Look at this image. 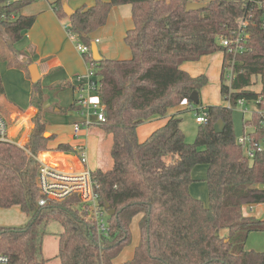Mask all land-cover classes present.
Masks as SVG:
<instances>
[{
    "label": "trees",
    "instance_id": "1",
    "mask_svg": "<svg viewBox=\"0 0 264 264\" xmlns=\"http://www.w3.org/2000/svg\"><path fill=\"white\" fill-rule=\"evenodd\" d=\"M32 1L0 0L1 59L9 52L20 53L14 44L35 21L34 15H24L21 9ZM189 1L204 5L187 11ZM62 2L56 0L54 8L60 17L68 18V30L87 46L83 56L99 83L105 118L96 123L112 135L111 167H98L92 174L99 204H108L114 213L107 215L109 228L104 235L98 234L94 218L75 195L38 204L36 156L49 149L54 134L44 135L45 93L35 82L30 103L38 112L25 147L0 141V208L17 205L29 217L22 226H0V252L8 256V264H48L43 238L53 221L62 228L57 249L60 264H113L131 243L135 216H139L138 243L132 258L123 264H264V251L244 247L251 231L264 229V220L243 212L244 206L264 203V157L252 161L245 157L232 124L238 99H259L257 107L264 109L263 9L253 0H94L67 16ZM123 4L131 6L133 26L124 36L131 57L95 60L90 33L106 23L113 6ZM239 34L242 49L238 52L219 42ZM215 51L223 52L220 93L227 105L205 107L206 122L198 124L192 142L180 127L181 110L139 140L137 127L150 117L163 116L184 100L200 104L206 75L192 76L180 65ZM227 67L232 68L230 80L225 78ZM255 84L260 88L255 89ZM68 85L60 82L57 87ZM193 91L198 93V103L189 99ZM59 109L75 108L73 104ZM253 117L256 122L257 115ZM218 120L224 123L220 133L214 131ZM55 149L77 151L66 142ZM198 164L207 166L208 204L189 191L194 181L191 171Z\"/></svg>",
    "mask_w": 264,
    "mask_h": 264
},
{
    "label": "crops",
    "instance_id": "2",
    "mask_svg": "<svg viewBox=\"0 0 264 264\" xmlns=\"http://www.w3.org/2000/svg\"><path fill=\"white\" fill-rule=\"evenodd\" d=\"M62 1V5L64 3L69 5L71 12L83 5L89 6L94 2V0ZM55 2L56 0H34L21 9V13L24 15H34L35 21L29 29L23 32V37L14 44V48L20 53L15 54L9 52L6 58H0V84L2 88L0 91V109L10 120H17L22 116L29 118L31 114H36L38 109L31 105L30 96L33 84L39 81L45 93L42 108L45 110L44 116L48 122L46 131L54 134V138L48 143L49 149L42 151L40 157L49 163L57 164L65 168L78 167L79 164L75 153L55 149L58 143L66 142L70 143L76 149L81 147L85 150L86 146L89 147V159L93 162L92 166H94L92 170L98 167L108 169L111 167L110 156L109 161L106 157V154L109 155L108 141L103 135V138L100 135L97 145L95 140V137L99 136V132L103 130L94 121L95 116L92 111H87L86 107L76 101L79 93H81L76 88V85H78L76 77L86 74L88 64L83 55L77 50L75 42L69 38L68 32L65 29L68 18L58 15L54 8L56 6ZM132 26L131 6L129 4L116 5L109 11L106 23L91 32L90 37L96 42L101 56L114 58L113 56L115 55L113 54H123V47L121 45L114 49L116 46L114 39H124L126 31ZM100 36H103L106 40L102 42ZM128 49L129 52H125L122 55L123 57L120 58L128 59L131 57L130 48L128 47ZM18 62L24 63L25 66H20ZM32 63L36 64L39 73V77L35 82L32 81L28 68ZM222 63L223 52L215 51L202 55L194 61H184L180 67L192 76L205 74L207 77V83L205 85H210V81L211 85L217 89L219 87L220 91ZM60 82H65L69 85L65 88H59L57 84ZM205 85L201 88L202 92L206 91ZM87 93V91L84 92V95H87ZM89 95L91 96L90 93ZM73 104L75 108L73 111L62 112L59 109L69 108ZM185 105H188V102L182 101L178 106L170 108L162 117L155 115L145 120L144 122H153H149V126L141 129L140 136L142 132L148 134L145 137L139 136V140H144L154 129L162 126L170 115L182 110ZM60 116H68L71 119L68 123L67 132L56 130L55 127H52L53 124L57 123L56 119ZM85 120L90 121V124L84 125L83 122ZM75 124H79V130L77 132L74 131ZM145 125H148V123ZM90 140H93V143ZM95 145L98 149L97 163L94 159ZM90 148L93 149V152H91ZM206 171L207 166L205 164L196 165L191 171L194 181L190 184L189 191L196 198L200 195L195 192V181L198 176L204 179L206 177ZM257 205H252V207ZM252 207L244 206V214L254 216L252 213L247 212V209H251ZM28 218L27 214L17 205L0 208V226H22L27 223ZM137 219H139V216ZM138 239L130 248L127 247L129 245L125 246L113 260V264H123V262L131 259ZM239 240L242 241L244 238L241 237ZM46 257L49 258L48 256Z\"/></svg>",
    "mask_w": 264,
    "mask_h": 264
},
{
    "label": "built area",
    "instance_id": "3",
    "mask_svg": "<svg viewBox=\"0 0 264 264\" xmlns=\"http://www.w3.org/2000/svg\"><path fill=\"white\" fill-rule=\"evenodd\" d=\"M261 9V24L264 28V0H253ZM244 21L242 24L246 23ZM65 29L68 32L69 38L75 42L77 50L83 55L88 50L82 42L78 40L75 33L68 30V25L65 24ZM241 34L233 39L221 38L220 44L228 46L229 50L233 53L242 49L240 44ZM84 57V56H83ZM88 64V63H87ZM232 68L227 67L225 70V78L230 80L232 78ZM76 88L81 92L79 93L78 101L80 105L86 107L87 111L91 110L95 116L94 121H104V105L98 95L99 83L94 73L93 66L88 64V70L84 76L76 77ZM88 92L84 95V92ZM83 92V93H82ZM89 93H93L90 96ZM187 101V100H184ZM259 99L247 101L245 99H238L236 106H240L242 113H250V116L245 119L247 122L243 125L248 126V131L243 132L239 137H236L237 143L241 146L245 157L252 161L257 156L264 157V109L257 107ZM188 102V101H187ZM252 102L254 107L249 112L248 103ZM257 115V120L254 122L253 115ZM21 120H20V119ZM17 120H10L5 113L0 109V141H8L17 144L18 146L25 147L30 131L32 130L31 117H19ZM20 120V121H19ZM196 122L205 123L206 113L197 115ZM84 125H89L90 121L85 120ZM79 130V124L74 125V131ZM78 160V167H62L57 164L49 163L40 157V152L36 156L40 162V167L37 173V186L39 188L40 197L38 204L44 205L48 201H62L68 197L76 196L83 207L87 208L89 216L94 218L96 230L98 234L106 235L108 233L107 210L98 202L97 182L92 174V170L88 168L86 163V153L83 148H78L76 152ZM264 190V185L261 186ZM252 207V205H250ZM9 258L4 253L0 252V264H8Z\"/></svg>",
    "mask_w": 264,
    "mask_h": 264
},
{
    "label": "rangeland",
    "instance_id": "4",
    "mask_svg": "<svg viewBox=\"0 0 264 264\" xmlns=\"http://www.w3.org/2000/svg\"><path fill=\"white\" fill-rule=\"evenodd\" d=\"M33 2V1H32ZM100 39L102 42H104L106 40V38H104L103 36H100ZM118 41V43H117ZM120 41V44H119ZM114 44H116V46L114 47V49L121 45L123 47V54L125 52H129L128 47L124 41V39H114ZM120 46V47H121ZM113 49V50H114ZM122 53H116L113 54L115 56H113L114 58L116 57V59H122L120 57H123ZM210 85H205L206 86V91L202 92L201 89L199 91V98H200V104H189L185 105V107L178 113L181 117V123H180V127L182 129V131L185 134V139L189 142L194 141L195 139V135L197 132V128H198V123L195 120V117L199 114V115H203L205 114V107L209 106V105H227V100L224 99L222 97V95L220 94L219 91V87L218 89L211 85V82L209 81ZM255 89H259L260 85L259 84H255L254 85ZM91 96H93V93H90ZM248 110L249 112L252 110V108L254 107V104L252 102H249L248 105ZM196 108L198 110H196ZM92 114V113H91ZM30 115V114H28ZM33 115H35L33 113ZM33 115L31 114V118L33 117ZM86 115V114H85ZM250 116V113L246 112V113H242L240 106H234L232 109V124H233V130L234 133L236 135V137H239L243 134V132H247L248 131V126H244L243 125V121L245 119H247ZM162 117V116H161ZM57 123L53 124L52 127H55L56 130H61V131H65L67 132L68 130V123L70 122V118L68 116H60L57 119ZM149 122H153V121H146V122H142L137 129V134L138 137L140 136V132L141 129L145 126H149ZM148 125H145L147 124ZM45 133H48V136L51 134L49 131H46ZM44 133V134H45ZM148 134V133H147ZM147 134L145 133H141L140 137H145ZM105 137L106 140L108 141V148H110V145L112 144V138H111V134L105 132L104 130L99 132V136L95 137L96 140V145H97V141H99V137ZM102 137V138H103ZM91 143H93V140H90ZM95 145V154H94V159L97 163L98 161V149L96 148ZM107 147V144H106ZM88 148L86 146L85 148V153H86V163L88 168H90L92 170V168H94V166H92V163L89 159V151ZM91 152H93V149H91ZM42 152V151H41ZM40 152V153H41ZM109 156L108 154H106V157L109 161ZM111 160V158H110ZM111 165H112V161H111ZM199 165V164H198ZM206 176V174H205ZM195 192L200 195L197 196L198 199H201L204 204H208V189H207V185L205 182V178L202 179L201 176H198L196 181H195ZM248 213H252V215L256 216L258 219L264 220V203L258 204L257 206L252 207L251 209H247ZM137 217L135 216L131 222L130 225V229H131V243L129 244V246H127L128 248L131 247V245L138 239L139 236V229L137 227ZM62 228L61 225L57 222H50L46 228V234L44 235L43 238V253L44 255L48 256L50 258V262L48 264H59L58 259L56 257L57 254V247H58V234L61 232ZM221 233H226V230L223 229L221 230ZM245 249L250 250L253 249L255 251H264V229L263 230H256V231H251L246 238V242H245Z\"/></svg>",
    "mask_w": 264,
    "mask_h": 264
},
{
    "label": "water",
    "instance_id": "5",
    "mask_svg": "<svg viewBox=\"0 0 264 264\" xmlns=\"http://www.w3.org/2000/svg\"><path fill=\"white\" fill-rule=\"evenodd\" d=\"M203 3L201 2H194V1H189L186 3V10H192V9H198V8H201L203 7ZM63 10L65 11V13L67 15H69L71 13V8H69V5L67 3H64L63 4ZM91 53H92V56L95 60H99L101 58V55L99 54V51H98V48H97V45H96V42L95 41H92L91 43ZM29 68V72H30V75H31V79L33 82L37 81L38 77H39V73H38V70H37V66L36 64L32 63L28 66ZM189 99L194 102V103H198L199 101V98H198V93L197 91H193L190 96H189ZM224 128V123L221 121V120H218L215 124H214V131L217 132V133H220L222 132ZM45 136H48V133H45L44 134ZM105 208L107 209V213L108 214H112L114 213V210L113 209H110L108 204H105Z\"/></svg>",
    "mask_w": 264,
    "mask_h": 264
}]
</instances>
